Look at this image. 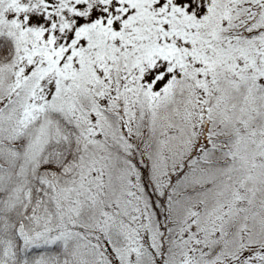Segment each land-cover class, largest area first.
<instances>
[{"label": "snow or ice", "instance_id": "snow-or-ice-1", "mask_svg": "<svg viewBox=\"0 0 264 264\" xmlns=\"http://www.w3.org/2000/svg\"><path fill=\"white\" fill-rule=\"evenodd\" d=\"M0 264H264V0H0Z\"/></svg>", "mask_w": 264, "mask_h": 264}]
</instances>
